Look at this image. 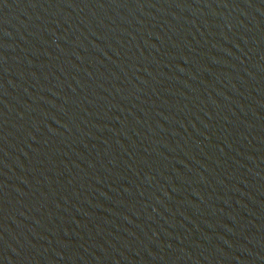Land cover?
Here are the masks:
<instances>
[{"label": "water", "instance_id": "obj_1", "mask_svg": "<svg viewBox=\"0 0 264 264\" xmlns=\"http://www.w3.org/2000/svg\"><path fill=\"white\" fill-rule=\"evenodd\" d=\"M0 264H264V0H0Z\"/></svg>", "mask_w": 264, "mask_h": 264}]
</instances>
